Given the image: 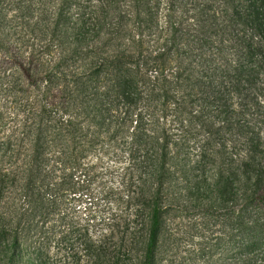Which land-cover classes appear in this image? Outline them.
I'll return each instance as SVG.
<instances>
[{
	"label": "trees",
	"instance_id": "trees-1",
	"mask_svg": "<svg viewBox=\"0 0 264 264\" xmlns=\"http://www.w3.org/2000/svg\"><path fill=\"white\" fill-rule=\"evenodd\" d=\"M104 172L122 210L96 225ZM53 239L264 264V0H0V246L48 264Z\"/></svg>",
	"mask_w": 264,
	"mask_h": 264
},
{
	"label": "rangeland",
	"instance_id": "rangeland-1",
	"mask_svg": "<svg viewBox=\"0 0 264 264\" xmlns=\"http://www.w3.org/2000/svg\"><path fill=\"white\" fill-rule=\"evenodd\" d=\"M80 206L79 215L81 217H91L92 223L98 225L101 219L110 217H119L122 210V200L120 187L115 174L104 172L100 179L95 181L89 191L83 195V202H77ZM87 207L88 209L84 208ZM12 234V233H11ZM12 240V236H8ZM2 251L0 246V264H25L24 262H8L11 255V249L7 248ZM76 252V260L71 254ZM48 264H99L90 255L85 254L82 248L69 249L68 246L57 245L56 239L50 242L48 247ZM128 254L123 253L120 264H131L126 260ZM8 262V263H7Z\"/></svg>",
	"mask_w": 264,
	"mask_h": 264
}]
</instances>
